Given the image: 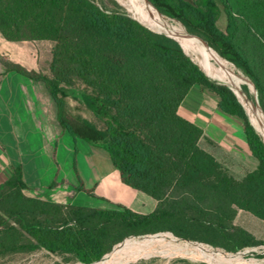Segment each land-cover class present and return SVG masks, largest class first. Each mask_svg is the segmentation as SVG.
Wrapping results in <instances>:
<instances>
[{"label":"trees","instance_id":"16d2710c","mask_svg":"<svg viewBox=\"0 0 264 264\" xmlns=\"http://www.w3.org/2000/svg\"><path fill=\"white\" fill-rule=\"evenodd\" d=\"M117 2V10H108L93 0H0V31L13 42L54 43L47 73L18 64H11L12 69L44 83L58 106L60 125L102 145L121 182L152 197L156 208L139 213L123 205L94 208L29 197L17 167L0 187V256L45 249L69 255L67 261L92 264L130 236L160 232L231 252L258 245L234 221L240 210L264 221L260 133L226 82L207 76L179 39L140 23ZM149 2L181 22L203 49L249 77L264 112V0ZM219 2L226 15L224 29L217 23ZM195 85L215 93L220 109L242 121L258 160V167L242 179L200 147L203 130L180 115L179 107ZM68 98L82 102L103 128L70 116ZM245 101L252 110L248 96ZM156 235L176 239L170 233Z\"/></svg>","mask_w":264,"mask_h":264},{"label":"rangeland","instance_id":"374dc122","mask_svg":"<svg viewBox=\"0 0 264 264\" xmlns=\"http://www.w3.org/2000/svg\"><path fill=\"white\" fill-rule=\"evenodd\" d=\"M93 1H95V3L99 6L108 10H117L114 1H118L125 6L123 8L127 10L130 15H132L139 21H145L152 26L156 25L167 28L166 26L160 24L155 20H150L139 16L137 12L131 9L132 5L128 0ZM219 7L220 15L217 23L220 28L224 29L227 21L223 6L220 2ZM150 11L155 12L153 10ZM166 19H168L169 22L173 24L179 23V21L176 19L170 20L169 17H167ZM180 23L178 25L182 27L185 32V28ZM161 32L165 33L164 31ZM186 38L187 40H189L190 45L193 46V49L197 50L192 40L188 36H186ZM37 43L40 49L44 47L48 52V54L45 55L43 54L44 49L43 51L41 50V53L39 55L41 60L44 61L45 59H47L46 57L48 55V58H50V48H52L54 43L52 41H40ZM198 43L200 49L202 50V54L206 55L204 56V60L209 63H213V58L210 57V55L212 54L213 57L219 55L215 54L212 51L203 49L201 43L199 41ZM47 47L49 48V50L47 49ZM188 53L192 57L194 56V54H190L189 50ZM222 60L230 70H235V73L239 76H235L233 80H227L222 77H215L211 73L210 74L217 80H222L227 83L230 82L231 86L234 87V90L238 91L244 99H246V97L248 96L252 111L255 112L254 114L260 111L259 114L264 122V112L260 104L259 96L258 100L260 106L257 103L256 92L252 85L253 82L251 83L248 79H246L244 77L246 75L241 70L232 66L227 60L223 58ZM242 84L245 85H243L241 90ZM245 87H247V90H245ZM236 95L245 108L239 95ZM42 110L43 113L39 112V115L43 114L45 116L43 124L45 140L47 142H50L53 147L57 149L59 148L58 153H56L55 155L47 153L43 155V162L41 165H43V179L46 183L51 179V175L55 174L51 181L53 183L59 182V186L61 187L60 189L64 190L65 192V187L67 186L62 183V177L66 178V180H68L67 183L70 187L67 197L71 201H74V203L77 205L94 208H111L116 207L117 205H123L133 211L140 213H151L153 211V204L155 200L152 197L123 185L118 180V176H116L113 181H110L108 179V174L100 173V170L96 167V144H93L78 135L70 134L67 130L63 129L58 122V119L56 117L57 115L54 113L51 107L45 106ZM66 111L70 116L74 118L80 119L81 121H85L87 123H91L99 129L103 128V123L98 120L92 114V112L84 106L82 102L78 100L68 98L66 100ZM254 114H252L251 116L248 115L250 121L252 120L254 122ZM68 149L75 153H71L69 155ZM49 160H51L50 162L58 163L60 165V169L57 168L58 166L50 169ZM109 164L111 168L116 172V169L111 165L110 161ZM47 169L49 170L47 171ZM55 187V184H51V188L49 189H56ZM79 187L80 189H82V191L78 190ZM39 195H43L48 199L54 197V194H52L50 190L47 191V193H39ZM234 224L248 231L258 241H260V243L258 245L245 247L241 250H238L237 252H231L222 247H214L208 243L179 238L171 232H160L170 233L177 240L156 235L160 233L130 236L121 243L116 244L113 248V251L117 246L120 245L127 247V249L120 255V261L118 264H264V221L257 219L250 213L240 210L237 213ZM162 241H174L180 243L181 245H178V248H186V245L189 244V246L191 245L193 247H196V249L201 253L205 252V250H208L211 251V254L207 256H199L195 253V251H193V249L191 250V248L189 251H181L179 249L168 247ZM67 258H69V255L62 256L53 254L47 250L38 249L30 252H17L0 256V264H84L76 260L67 261Z\"/></svg>","mask_w":264,"mask_h":264},{"label":"crops","instance_id":"0c3cea01","mask_svg":"<svg viewBox=\"0 0 264 264\" xmlns=\"http://www.w3.org/2000/svg\"><path fill=\"white\" fill-rule=\"evenodd\" d=\"M47 49L49 50L48 47ZM41 50L43 54H48L44 47L40 49L37 42L9 41L0 31V187L12 177L14 169L20 167L27 185V196L64 205L82 206L68 199L70 187L66 178L62 177V183L67 186L65 192L60 189L59 182L51 181L55 174L51 175L47 183L43 179V155H55L59 148L45 140V116L39 115V112L43 113L45 106L51 107L58 119L57 104L44 83L33 81L11 67V64H18L28 71L47 73L52 57L51 48L50 58L48 55L44 61L39 56ZM179 113L203 130L200 147L211 153L230 175L242 179L258 167V160L249 149L242 121L220 109L219 97L215 93L199 85L193 86L182 101ZM96 146V167L100 173L108 174L110 181L118 176L121 182L106 149L100 144ZM71 153L75 152L68 149V154ZM49 166L50 169L57 166L60 169L58 163L50 162ZM51 184H55L56 189H49ZM49 190L54 194L51 199L39 195ZM78 190L82 191L80 187ZM156 205L155 201L153 211Z\"/></svg>","mask_w":264,"mask_h":264},{"label":"bare ground","instance_id":"6f19581e","mask_svg":"<svg viewBox=\"0 0 264 264\" xmlns=\"http://www.w3.org/2000/svg\"><path fill=\"white\" fill-rule=\"evenodd\" d=\"M130 2L131 9L134 10L135 12H137V14L143 18H147L150 20H155L157 22H159L160 24H163L164 26L167 27L166 28H161L159 26L154 25L155 28L161 30V31H165V32H171L173 34V36L180 42V44L187 50H189L190 54H194V56L191 57L193 58V60L207 73H211L214 76L217 77H223L227 80H233V78L235 76H239L235 73V70L232 71L230 70L223 62L222 58H220L219 56H215L213 57V55L211 54L210 57L213 58V63H209L206 60H204V56H206L205 54H202V50L199 47V43L197 40H195L192 36H190L186 31L184 32V30L182 29V27H180L178 24H173L171 22H169L168 19H166L164 16L160 15L159 12L151 5H148L146 2V5L149 8H152L153 10H155V12H152L148 9L145 8V6L143 5L141 0H128ZM134 13V12H133ZM176 22V21H175ZM186 36H188L192 42L195 45V49H193V46L190 45L189 40H187ZM187 50V51H188ZM196 60H195V59ZM205 67V68H204ZM218 73V74H216ZM221 74V75H219ZM225 75V76H224ZM227 83V82H226ZM228 86H231V83H227ZM234 90V87H232ZM240 97L241 101L243 102L244 106H245V110L247 112L248 115H252L255 112H253L252 110H249L245 104V99L239 94L238 91L234 90ZM260 112V111H259ZM259 112H257L256 114L253 115V119H254V123L253 126L256 127L257 131L260 133L262 139L264 140V122L259 114ZM142 242V241H141ZM164 244H166L168 247L173 248V249H179L181 251H189L190 248L191 250L193 249V251H195V253L199 256H207L211 254V251L205 250V252L201 253L199 252L196 247L193 246H189V244H187L186 248H178V245H181L180 243L174 242V241H162ZM144 243V242H143ZM141 243V244H143ZM127 249V247L125 246H117L115 248V250L113 251V253L111 255H108L106 257H104L102 260L95 262L93 264H118L119 263V257L120 255ZM187 253V252H186ZM221 255V254H220ZM238 260V259H237ZM226 261V260H225ZM242 264V263H241Z\"/></svg>","mask_w":264,"mask_h":264},{"label":"water","instance_id":"95a60500","mask_svg":"<svg viewBox=\"0 0 264 264\" xmlns=\"http://www.w3.org/2000/svg\"><path fill=\"white\" fill-rule=\"evenodd\" d=\"M147 2L148 3H150L149 2V0H147ZM151 4V3H150ZM121 5V4H120ZM152 5V4H151ZM127 11V10H126ZM128 12V11H127ZM159 12V11H158ZM129 13V12H128ZM159 14L160 15H162V16H165V15H163V14H161L160 12H159ZM131 17H133L132 15H131ZM166 17V16H165ZM134 18V17H133ZM135 19V18H134ZM170 20H173V19H171V18H169ZM137 20V19H136ZM137 21H139V20H137ZM140 23H142L141 21H139ZM143 24V23H142ZM145 25V24H144ZM165 32V31H164ZM165 34L166 35H168V36H171V37H173V34L171 33V32H165ZM190 36L192 35V34H190V33H188ZM174 38V37H173ZM175 39V38H174ZM206 45H207V47H209V48H211L210 46H209V44L204 40V39H202V38H200ZM181 45V44H180ZM182 46V45H181ZM182 48H183V46H182ZM184 49V48H183ZM185 51V50H184ZM186 52V51H185ZM187 55H189V54H187ZM190 56V55H189ZM190 58L193 60V58L190 56ZM194 61V60H193ZM195 62V61H194ZM196 63V62H195ZM197 64V63H196ZM198 65V64H197ZM199 66V65H198ZM200 67V66H199ZM201 68V67H200ZM205 72V71H204ZM206 73V75L207 76H209L208 74H207V72H205ZM244 76V75H243ZM246 79H248L251 83H252V81L247 77V76H244ZM218 83H220L219 81H217ZM252 85H253V88H254V90H255V92H256V99H257V103H258V105H259V100H258V91H257V89L255 88V86H254V84L252 83ZM230 87V86H229ZM232 90H233V88L232 87H230ZM234 91V90H233ZM235 92V91H234ZM235 94H237L236 92H235ZM260 106V105H259ZM247 113V112H246ZM248 115V114H247ZM249 117V116H248ZM250 120V119H249ZM251 122V121H250ZM252 124V123H251ZM253 125V124H252ZM255 128V127H254ZM256 129V128H255ZM256 131H257V129H256ZM258 132V131H257ZM259 133V132H258Z\"/></svg>","mask_w":264,"mask_h":264}]
</instances>
